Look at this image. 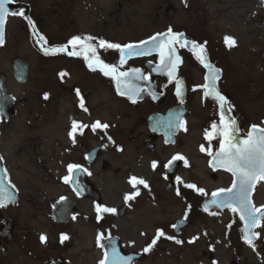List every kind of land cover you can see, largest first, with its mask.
I'll use <instances>...</instances> for the list:
<instances>
[{"label": "flooded vegetation", "instance_id": "obj_1", "mask_svg": "<svg viewBox=\"0 0 264 264\" xmlns=\"http://www.w3.org/2000/svg\"><path fill=\"white\" fill-rule=\"evenodd\" d=\"M206 1L12 0L8 5L10 12L23 11L24 16L6 17L0 45V187L12 197L0 207V264H100L106 253L111 264L113 247L121 257H132L131 264H140L167 251L168 245L176 246V240L192 226L190 217L194 215L197 221H204V215L214 220L223 216L227 253L232 255L224 264H243L242 260L257 264L264 259V219L251 229L254 240L250 246L243 239L244 222L239 213L227 208L207 212L201 208L207 195L231 187L233 181L231 173L211 166L212 156L208 154L218 151L224 126L233 127L229 121L235 120V136L240 140L253 125L264 128V91H258L264 84V50L254 52L248 43L247 52L258 61L253 62L252 70L243 68L240 57L232 58L239 55L234 53L241 41L233 37L228 24L225 32L221 12L214 8L216 14L212 15ZM169 28L188 41L185 47L174 45L181 63L172 80L166 72L156 70L160 64L156 51L127 56L121 63L119 50L99 44L103 40L148 49L154 43L151 38L167 33ZM76 37L94 48L99 60L115 66L118 73H127L121 77V91L140 89L135 103L118 93L116 81L100 71L90 51L69 43ZM86 37L93 39L84 40ZM225 37L233 38L235 44L226 45ZM193 43L203 47L206 63L219 70L216 87L227 101L223 114L215 99L204 96L202 86L213 72L197 59L200 50L193 49ZM52 48L64 50L46 55L45 51ZM35 73L38 79L33 77ZM176 80L182 84L180 95ZM96 95L102 97L99 103ZM74 121L81 126L74 133L75 142L69 136ZM97 121L109 127L93 131L91 126ZM196 131L199 141L194 153L180 148L183 140L196 137ZM206 133L212 134L209 139ZM127 144L140 153V164L147 157L142 170L146 167L149 174L167 180L166 190L187 202L180 218L165 226L152 224L136 236L129 235V228L133 233L135 227L121 219L128 203L120 208L103 205L97 184L109 172L118 173L113 159L106 155L122 154ZM176 156L183 159L174 160ZM70 164L79 167L65 183ZM199 164L221 185L208 191L198 188L192 177L202 175ZM137 175L130 171L128 178H139ZM188 184L203 189V198L187 188ZM263 187V183L257 184L251 196L257 208L264 206L263 202L256 203L258 190ZM97 205L116 212L104 213L98 219ZM179 219L184 221L178 230ZM159 231L164 235L157 238ZM41 235L46 237L43 243ZM62 236L67 239L62 241ZM196 239L190 237L189 243Z\"/></svg>", "mask_w": 264, "mask_h": 264}, {"label": "rangeland", "instance_id": "obj_2", "mask_svg": "<svg viewBox=\"0 0 264 264\" xmlns=\"http://www.w3.org/2000/svg\"><path fill=\"white\" fill-rule=\"evenodd\" d=\"M207 5L211 7V12L215 8L221 12V18L223 21L225 32L227 31V24L232 28L234 38H238L237 41H241V45L234 54H239L241 65L246 68L247 71L253 69V62L258 61V58L250 55L247 52L248 43L251 46V50L254 52H261L264 50V0H207ZM207 11L209 8L207 7ZM215 13V14H216ZM214 14L213 12L211 13ZM210 19L218 21L212 16ZM214 14V15H215ZM221 21V20H220ZM242 23V26L239 24ZM221 26V23L219 22ZM250 28V30H249ZM245 33H249V36H245ZM239 34V35H237ZM241 34V35H240ZM248 40V41H247ZM250 40V41H249ZM19 48H22L21 46ZM25 54V52H19ZM249 63H248V62ZM250 64V65H248ZM239 65V63H236ZM36 69V68H35ZM34 72V71H33ZM38 74H34L33 77H37ZM258 88V91H264V84ZM95 99L97 103L102 97L96 95ZM197 115H194L193 120ZM196 137L191 140H183L180 148L194 153L198 140V132L196 131ZM108 159L113 162V167L118 168V173L109 172V174L103 176L98 180V188L101 192V203L103 205L114 206L120 208L124 203H128L125 217L122 222H127L128 225L133 228L129 235L136 236L140 229L145 228L148 230L150 225L155 224L158 226H165L168 222H173L185 212L187 202L185 197H175L174 193L166 190L168 185L167 180L159 179L156 175L149 174L150 172L144 167L142 170V164L147 165L144 157L142 164H140V153H136L132 144H127L122 154L106 155ZM145 161V163H144ZM199 164L198 166H200ZM132 171L139 179L146 181L148 187L139 185L135 189L129 183V172ZM201 176L194 174V184H198V188H204L206 191L221 185V181H213L204 172L203 166H200ZM189 178V177H188ZM189 179H184L188 181ZM23 181V179L21 180ZM264 187L258 190L256 196V203H264ZM139 191V195L134 199L125 200V196ZM203 195H201L202 198ZM193 219V224L190 228L186 229L182 238L178 239L181 243H175L176 246L168 245L167 251L162 253L156 258L146 259L145 262L140 264H224L232 259V255L227 253L228 240L225 239L226 228L223 225V216L213 217L204 215V221H197V216L190 217ZM125 220V221H124ZM121 225V224H120ZM135 225V226H133ZM264 233V229H263ZM196 236V242L190 244V237ZM261 236H264L262 234ZM177 241V240H176ZM230 246V245H229ZM205 253L203 255L202 253ZM255 261V260H253ZM243 264L248 262L242 260ZM257 264H264V259L257 261Z\"/></svg>", "mask_w": 264, "mask_h": 264}, {"label": "snow or ice", "instance_id": "obj_3", "mask_svg": "<svg viewBox=\"0 0 264 264\" xmlns=\"http://www.w3.org/2000/svg\"><path fill=\"white\" fill-rule=\"evenodd\" d=\"M12 3V0H0V45L4 42V25L6 23V17L9 15H20L24 16V12H10L8 5ZM28 22L32 24L33 22L29 19ZM183 34H173L171 28H169L167 33L164 34H158L157 36H154L151 38V41L154 42L152 44L151 48L143 49L139 45H126L121 47L118 44H111L107 43L103 40L99 41V44L101 47L107 48V49H117L121 52V63L124 62L125 57L132 56L133 54L136 55H144V54H150L152 51H156L159 55L160 64L157 65L156 70L160 72H166L169 79L172 80L175 78L177 66L179 63H181L180 58L176 56L175 54V48L174 45L179 43L181 47H185L188 45V41L182 40ZM42 39V37H41ZM84 40H92V37H86L83 38ZM72 45L81 44V47L84 48L85 51H90L92 53L93 57H96L95 49L92 48L90 45H86L82 42V38L76 37L72 41L69 42ZM145 44H148L150 42H144ZM225 44L228 46H233L235 44V41L231 37H225ZM193 49H199L200 54L197 55V59L201 61V63L205 64V67H208L212 72L213 75L210 77H206V82L202 87L204 89V96L205 97H211L215 99L221 109V113L223 114L226 104V98L220 94L216 87V80L218 79L219 70L218 69H212V66L210 64H207L202 53L204 52V49L202 46L193 43L192 44ZM64 49H57L52 48L50 50H46L45 54H49V51L52 53L63 51ZM71 55H77V52L70 53ZM85 59H90L89 57H85ZM96 63L99 65L100 71L105 76H111L113 80L116 81L117 85V91L121 95H128L129 98L132 100L133 103L136 102L135 95L141 91L140 89H136L131 92H124L121 91V77H124L127 75V73L124 72H117V69L113 65H108L104 63L103 61L99 60L98 57H96ZM89 67L92 70H95L93 65L89 63ZM136 73H139V70L134 69L133 70ZM66 75L65 73H61V76ZM146 79V78H145ZM181 81L176 80V91L177 95H180L181 93ZM79 95V92H77ZM45 99H47V96H45ZM81 107L83 108V100H81ZM86 110V109H85ZM229 123L233 126L229 128V125L226 124L223 128V130L219 133L220 136H222V140L220 142V148L219 151L215 153V155L212 154L211 151L208 152L210 156H212L211 166L216 168H221L229 173H231L233 177V181L231 184V187L227 189H219L217 192L212 193V201L211 203L215 205L216 208L219 209H229L233 213H239L240 220L244 222V240L246 243H248L250 246L252 245V235H251V229L253 227L258 226V222L261 219H264V208H257L254 206L251 195L252 192L256 186V184L259 181H264V128H258L257 126L253 125L251 131L247 134V137L242 140H237V137L235 136V133L237 129L235 128V120H230ZM81 127L78 125L77 122H73L72 125V131L69 133V136L73 139V142H75V136L74 133L77 131V128ZM87 127V126H83ZM92 130L95 131L96 129H107L109 126L107 124H101L99 121H97L92 126ZM213 130L215 131L217 126L216 124L212 125ZM211 133H206V139H209L211 137ZM201 151H205L204 147L201 146ZM174 160H181L183 157L176 156L173 158ZM0 160H2V157H0ZM78 165L70 164L68 165V172L69 176L64 177V182L69 183L71 180V174L73 173L74 169H78ZM156 167V163H153V168ZM167 167V166H166ZM179 179V178H177ZM129 183L132 185V187L135 189L137 185H143L144 187H148L146 181L143 179H138L136 177H131L129 180ZM187 188L194 189L198 191L201 195H204L203 189H196L195 185L188 184L185 185ZM140 193L139 191H135L132 194L126 195L125 200H131L134 199L135 196H138ZM177 194L179 195V191H177ZM11 195H5L4 190L2 187H0V207L5 206L6 200H11ZM97 211V217L100 219L102 217V214L104 213H115L116 210L113 208L103 207L100 205H97L96 207ZM205 211H208L207 206L205 207ZM212 215H215L216 213H210ZM163 231H159L157 233V238L160 236H163ZM41 242L46 241V237L41 235L40 237ZM64 239H67L66 236H62V241ZM99 239V238H98ZM153 245L156 243L155 240H153ZM176 243H181V241L177 240ZM150 248H146L145 251H149ZM133 258L132 257H121L113 247L112 251V259L111 264H131ZM100 264H109V257L107 253L105 254V258L100 261Z\"/></svg>", "mask_w": 264, "mask_h": 264}, {"label": "water", "instance_id": "obj_4", "mask_svg": "<svg viewBox=\"0 0 264 264\" xmlns=\"http://www.w3.org/2000/svg\"><path fill=\"white\" fill-rule=\"evenodd\" d=\"M212 199H213V197H212V195H211V196L208 197V199H206V200L203 202L202 206H203L204 209H205L206 206H207L208 209L211 208L212 206H215V205H213V204L211 203ZM243 230H244V227H243Z\"/></svg>", "mask_w": 264, "mask_h": 264}]
</instances>
